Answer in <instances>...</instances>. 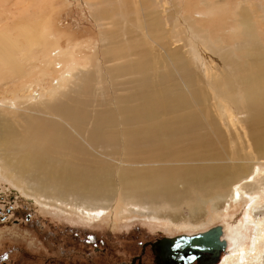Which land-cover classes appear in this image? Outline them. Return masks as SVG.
I'll return each instance as SVG.
<instances>
[{
  "label": "bare ground",
  "instance_id": "6f19581e",
  "mask_svg": "<svg viewBox=\"0 0 264 264\" xmlns=\"http://www.w3.org/2000/svg\"><path fill=\"white\" fill-rule=\"evenodd\" d=\"M86 3L96 20L120 16L124 6H116L117 0ZM56 8V0H0V169L10 179L23 182L26 193L65 204L90 220L105 217L107 205L97 202L112 201L115 187L119 211L159 206L174 213L173 221L180 203L197 212L201 198L264 196V162L246 163L264 156V43L258 38L255 18L246 10L236 18L248 39L238 45L245 46V63L228 54L209 59L206 53L205 58L203 53L189 56L180 47L179 52H165L167 56L147 52L143 59L122 66L138 77L131 92L113 97L117 109L110 117L81 107L83 100L70 101L77 87L98 86L99 69H93V56L78 55L79 42L68 38L67 46L62 45L51 24ZM104 22L114 24V20ZM182 22L192 28L185 19ZM111 25L101 30L107 52L116 39ZM176 40L180 41L178 36ZM221 57L226 58L223 67L218 63ZM207 60L209 73L201 76L198 71ZM236 94L241 95L238 102ZM209 100L213 110L197 109ZM241 104L244 115L237 124L242 131L226 121L229 134L223 135V143L228 162L211 166L195 160L197 150L213 144L205 137L202 113L216 124L215 105L229 117ZM220 131L216 127L215 132L221 135ZM117 139L123 151L117 163L91 162L85 147L108 146L112 156ZM145 149L153 155L137 159ZM260 203L253 201L248 212L258 224L257 235L251 236L248 247L235 251L230 247L239 241L230 237L219 264H264L259 252L264 246Z\"/></svg>",
  "mask_w": 264,
  "mask_h": 264
},
{
  "label": "rangeland",
  "instance_id": "374dc122",
  "mask_svg": "<svg viewBox=\"0 0 264 264\" xmlns=\"http://www.w3.org/2000/svg\"><path fill=\"white\" fill-rule=\"evenodd\" d=\"M243 1L117 0L115 5L123 4V12L120 16L112 17L114 24L111 25L104 22H110L109 18L96 20L86 0H56L57 8L51 24L56 34L62 37V45L67 46L68 38L72 42H79L81 46L77 48L78 55L93 56V69H99L98 86L92 89L77 87L70 96V101L79 103L83 100L81 107L99 111L103 115L107 113L111 117L117 109L113 97L131 92L134 80L138 77L130 68L121 67L143 59L148 55L147 52L152 56H167L165 52H179L177 48L181 47L182 52L189 51L186 53L189 56H196L198 53L201 56L203 53L205 58L206 53L209 59L228 54L233 60L245 63L248 59L245 46L239 48L238 45L246 44L248 39L241 34V28L236 22L237 14L246 10L255 18L258 23V38L264 43V0ZM98 14V17H102V10ZM184 19L192 28H185L182 22ZM102 21L104 24L100 25ZM105 25H111L116 30V39L111 41L110 52L106 51L108 46H102L100 39ZM177 36L179 42L176 40ZM96 52L100 55L97 58ZM225 61V57L218 59L222 67ZM209 63L208 60L206 64L203 62L199 75L208 72ZM201 85L209 95V87L203 83ZM210 95L213 98L214 95ZM240 97V94H236L237 102ZM197 107L206 113L213 110L211 100ZM215 107L216 124L210 120L208 122L206 114L202 113L205 137L210 138L213 144L197 150L194 157L195 160H203L201 163L220 166L228 162L225 153L227 145L223 143V135L229 134L226 121L232 122L234 128L241 132L242 126L237 123L244 115V107L239 105L236 114L229 117L224 116L223 108ZM117 122L116 119L113 124L116 125ZM13 127L17 129V126ZM216 127L221 129V135L215 132ZM117 143L112 156L109 155L111 148L108 146L101 148L93 145V150L85 148L90 154L91 162L104 159L115 164L123 155L121 139H117ZM145 146L146 144L140 145L142 148ZM152 155L151 151L145 149L139 151L137 159ZM263 162L264 156L246 160L247 164L256 166ZM20 183L21 185L14 182L0 169V196H3L0 199L5 200V208L12 209L7 220L0 221V264H129L132 256L125 241L135 236L147 239L163 235H188L218 225L223 227V237L229 242L230 237L239 241L238 246L233 244L230 247L231 251H235L248 247L251 236L257 235L258 224L255 217L248 213L255 200L261 201L262 208L258 211V216L264 236V196L261 194L244 199L218 196L201 198V203L196 206L197 212H192L188 206L180 203L176 207L180 209L174 211L177 219L173 221L171 216L174 213L159 206L156 209L144 206L142 209H130L129 212L119 211L115 187L112 201L97 202L107 205L105 217L90 220L65 204H52L32 193H26L22 188L25 184ZM106 247L111 249V255L105 253ZM259 252L264 255V246L259 248Z\"/></svg>",
  "mask_w": 264,
  "mask_h": 264
},
{
  "label": "flooded vegetation",
  "instance_id": "af4514ba",
  "mask_svg": "<svg viewBox=\"0 0 264 264\" xmlns=\"http://www.w3.org/2000/svg\"><path fill=\"white\" fill-rule=\"evenodd\" d=\"M4 203L5 200L0 199V221L7 220L12 212L10 207L5 208ZM182 235L186 234L154 236L147 239L135 236L125 241L132 256L129 264H216V259L209 255L195 250L190 251L184 240H178ZM110 252L111 249L106 247L105 253L111 255Z\"/></svg>",
  "mask_w": 264,
  "mask_h": 264
},
{
  "label": "water",
  "instance_id": "95a60500",
  "mask_svg": "<svg viewBox=\"0 0 264 264\" xmlns=\"http://www.w3.org/2000/svg\"><path fill=\"white\" fill-rule=\"evenodd\" d=\"M224 229L221 225L191 235H182L178 240H184L190 251L195 250L216 259L218 264L223 257L229 241L223 237Z\"/></svg>",
  "mask_w": 264,
  "mask_h": 264
}]
</instances>
